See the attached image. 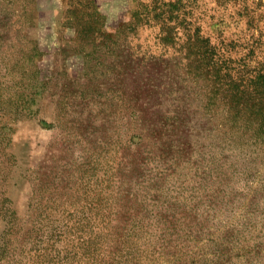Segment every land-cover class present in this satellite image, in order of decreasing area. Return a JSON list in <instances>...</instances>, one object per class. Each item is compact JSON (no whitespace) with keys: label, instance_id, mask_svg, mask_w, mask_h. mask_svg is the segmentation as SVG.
Returning a JSON list of instances; mask_svg holds the SVG:
<instances>
[{"label":"rangeland","instance_id":"1","mask_svg":"<svg viewBox=\"0 0 264 264\" xmlns=\"http://www.w3.org/2000/svg\"><path fill=\"white\" fill-rule=\"evenodd\" d=\"M0 264H264V0H0Z\"/></svg>","mask_w":264,"mask_h":264}]
</instances>
